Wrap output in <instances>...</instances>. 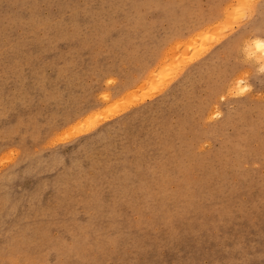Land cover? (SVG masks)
I'll return each mask as SVG.
<instances>
[{
	"label": "rangeland",
	"instance_id": "1",
	"mask_svg": "<svg viewBox=\"0 0 264 264\" xmlns=\"http://www.w3.org/2000/svg\"><path fill=\"white\" fill-rule=\"evenodd\" d=\"M250 37L264 0H0V264H264Z\"/></svg>",
	"mask_w": 264,
	"mask_h": 264
},
{
	"label": "bare ground",
	"instance_id": "2",
	"mask_svg": "<svg viewBox=\"0 0 264 264\" xmlns=\"http://www.w3.org/2000/svg\"><path fill=\"white\" fill-rule=\"evenodd\" d=\"M233 4V3H232ZM241 4V3H240ZM220 6V5H219ZM243 10H245L244 8H243ZM227 14V13H226ZM228 16V15H227ZM246 20V19H245ZM214 23H217V22H214ZM224 23V22H223ZM233 24H234V22H233ZM206 25V24H205ZM214 25V24H213ZM209 26V25H208ZM220 26V25H219ZM206 27V26H205ZM217 27V26H216ZM209 28V27H208ZM207 28V29H208ZM223 28L224 27H222V28H220L221 29V31L223 30ZM254 28H256V30L255 31H257L258 32V30L257 29H259V27L258 26H255ZM205 29V28H204ZM206 30V29H205ZM202 31V30H201ZM200 31V32H201ZM220 30H218V32L217 33H221V32H219ZM229 32H230V30H228ZM227 31V32H228ZM200 32H198L197 33V35H195V37L193 36V40H192V43H191V45H196L197 43H199V42H201L202 44H206L208 41H211L214 37H211L212 39L210 40V39H207V37L211 34V30L210 31H202L203 33H200ZM226 32V33H227ZM181 33V32H180ZM200 33V34H199ZM213 33V32H212ZM245 34V33H244ZM210 36H212V34L210 35ZM216 36V35H215ZM218 36H216L213 40H215L216 38H217ZM223 37V36H222ZM243 37V36H242ZM205 38H206V40H205ZM219 38H221V37H218L216 40H219ZM212 40V41H213ZM249 40L251 41V43H252V47H253V49H254V52L256 53V54H261V57H264V39L263 38H260V37H257V38H253V37H250L249 38ZM217 42V41H216ZM233 44H230L228 47H231ZM198 47V46H197ZM210 47V46H209ZM187 48V47H186ZM194 49H196V47H193ZM232 48V47H231ZM206 50V49H205ZM208 50V49H207ZM204 51V50H203ZM243 51V50H242ZM184 51H182V53H183ZM187 52V51H186ZM204 53V52H203ZM207 53V52H206ZM189 54V53H188ZM200 54H201V52H200ZM250 54V53H249ZM168 55V54H167ZM197 55H199V53H197ZM197 55H194L193 56V58L195 59L196 57H198ZM245 55V54H244ZM172 56V55H171ZM186 56H188V55H186ZM221 56V55H220ZM170 57V56H169ZM168 57V58H169ZM176 57V56H175ZM201 57V56H200ZM165 59V58H164ZM260 59V58H259ZM189 61H193V59H189ZM195 61V60H194ZM161 63H162V61H161ZM167 63H168V61H167ZM259 64H261V63H259ZM187 64H185V66H186ZM160 66V65H159ZM264 68V67H263ZM262 68V69H263ZM183 69V68H182ZM263 70H261L260 72H262ZM263 73V72H262ZM178 74V73H177ZM192 77H194V75L193 74H189L187 77H185V79L184 80H182V82H180V84H179V89L180 88H183V87H185L186 85H183V83L184 82H186V83H188L189 81H190V79L192 78ZM236 77V76H235ZM243 80V82H245V78H243V77H241ZM172 79V78H171ZM234 79V78H233ZM238 79L239 80H241L240 79V77H238ZM238 79H236V80H238ZM243 82H242V84H243ZM247 83V82H246ZM145 85V84H144ZM142 86V85H141ZM246 86V85H245ZM249 86V85H248ZM140 87V86H139ZM160 87V86H159ZM228 87H230V86H228ZM178 89V90H179ZM90 108V107H89ZM88 108V109H89ZM88 109H86V110H88ZM85 110V111H86ZM212 110V109H211ZM84 111V112H85ZM92 114V113H91ZM90 114V115H91ZM220 114V113H219ZM88 115V114H87ZM214 115V114H213ZM221 116V115H220ZM94 128V127H93Z\"/></svg>",
	"mask_w": 264,
	"mask_h": 264
}]
</instances>
